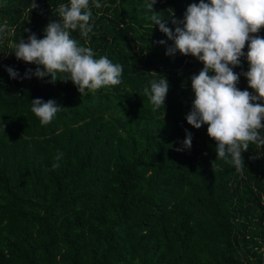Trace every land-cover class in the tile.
I'll list each match as a JSON object with an SVG mask.
<instances>
[{"label":"trees","instance_id":"obj_1","mask_svg":"<svg viewBox=\"0 0 264 264\" xmlns=\"http://www.w3.org/2000/svg\"><path fill=\"white\" fill-rule=\"evenodd\" d=\"M35 2L0 0V25L15 28L0 33V264H264V146L242 153L243 174L217 159L208 126L186 120L191 77L204 65L167 55L174 40L151 19L175 32L172 20L199 0H156L152 10V0H98L99 9L89 0L92 32L86 41L71 35L123 73L119 85L82 96L59 80L67 73L55 83L10 77L9 67L20 77L38 67L18 60L10 42L44 38L70 0ZM233 70L237 87L255 95L242 74L246 55ZM162 76L170 88L154 111L144 88ZM37 98L62 107L47 125L31 111Z\"/></svg>","mask_w":264,"mask_h":264},{"label":"clouds","instance_id":"obj_2","mask_svg":"<svg viewBox=\"0 0 264 264\" xmlns=\"http://www.w3.org/2000/svg\"><path fill=\"white\" fill-rule=\"evenodd\" d=\"M93 3L97 9L102 7L98 0ZM155 3L156 0H152L148 8L152 10ZM36 7L34 0L32 9ZM56 11L60 19L45 27L44 38L31 34L27 40L10 42L9 47L14 49L18 60L38 66L35 72L29 69L24 77L9 67L10 77H50V82L55 83L58 73H67L68 78L59 80H71L81 96L86 90L95 93L101 88L119 85L122 65L113 63L107 56L95 58L91 47L81 45L71 35L78 30L86 41L92 32L89 0H70L68 4H60ZM151 19L159 25L161 32L174 40L175 46L168 49L167 55L178 50L182 55H191L203 63V69L191 77L195 98L186 116L187 123L196 129L207 125V134L215 141L217 159L230 158L236 171L243 174L245 161L242 153L249 150L250 144L264 146V135H261L264 105L259 103L264 101V37L258 35L264 28V0H199V3L187 7L183 20H172L177 25L175 32L156 13ZM4 32L15 35V28L9 29L5 23L0 25V33ZM245 55L249 70L242 74L255 95L237 87L240 75L233 69L240 65L241 57ZM150 85V89L144 88V94L155 111L165 105L170 85L163 76L158 81L152 80ZM61 108L54 100L43 102L37 98L32 100L31 111L42 125H47ZM192 140V133L187 132L183 141L185 149H191ZM62 156L63 153L58 152L55 160L59 161ZM59 166L54 163L52 167Z\"/></svg>","mask_w":264,"mask_h":264}]
</instances>
